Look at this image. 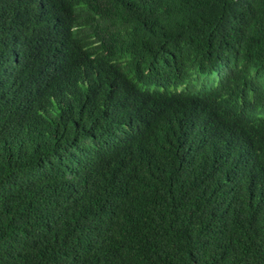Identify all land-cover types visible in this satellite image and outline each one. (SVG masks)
<instances>
[{
  "label": "trees",
  "instance_id": "16d2710c",
  "mask_svg": "<svg viewBox=\"0 0 264 264\" xmlns=\"http://www.w3.org/2000/svg\"><path fill=\"white\" fill-rule=\"evenodd\" d=\"M0 264H264V0H0Z\"/></svg>",
  "mask_w": 264,
  "mask_h": 264
},
{
  "label": "rangeland",
  "instance_id": "374dc122",
  "mask_svg": "<svg viewBox=\"0 0 264 264\" xmlns=\"http://www.w3.org/2000/svg\"><path fill=\"white\" fill-rule=\"evenodd\" d=\"M194 85H196V86H199V84H198V83H194Z\"/></svg>",
  "mask_w": 264,
  "mask_h": 264
},
{
  "label": "clouds",
  "instance_id": "9594fccd",
  "mask_svg": "<svg viewBox=\"0 0 264 264\" xmlns=\"http://www.w3.org/2000/svg\"><path fill=\"white\" fill-rule=\"evenodd\" d=\"M180 91V90H179Z\"/></svg>",
  "mask_w": 264,
  "mask_h": 264
}]
</instances>
